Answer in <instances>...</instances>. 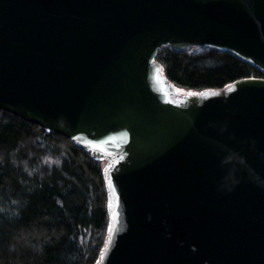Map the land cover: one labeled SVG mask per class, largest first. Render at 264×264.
Here are the masks:
<instances>
[{
    "label": "water",
    "instance_id": "1",
    "mask_svg": "<svg viewBox=\"0 0 264 264\" xmlns=\"http://www.w3.org/2000/svg\"><path fill=\"white\" fill-rule=\"evenodd\" d=\"M162 47L264 74V0H0V110L107 161L97 264H264V79L180 94Z\"/></svg>",
    "mask_w": 264,
    "mask_h": 264
},
{
    "label": "trees",
    "instance_id": "2",
    "mask_svg": "<svg viewBox=\"0 0 264 264\" xmlns=\"http://www.w3.org/2000/svg\"><path fill=\"white\" fill-rule=\"evenodd\" d=\"M189 50L158 51L178 89L264 79L232 53ZM104 168L76 142L0 110V264H97L110 220Z\"/></svg>",
    "mask_w": 264,
    "mask_h": 264
},
{
    "label": "rangeland",
    "instance_id": "3",
    "mask_svg": "<svg viewBox=\"0 0 264 264\" xmlns=\"http://www.w3.org/2000/svg\"><path fill=\"white\" fill-rule=\"evenodd\" d=\"M210 49H207V48H200V47H192L190 48V50L188 51L189 53H204V52H207L209 51ZM179 92L180 94H190L192 92H188V91H185V90H182V89H179ZM107 164V161L104 160V166H106Z\"/></svg>",
    "mask_w": 264,
    "mask_h": 264
}]
</instances>
